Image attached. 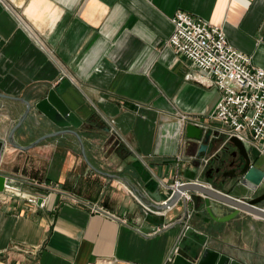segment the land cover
I'll list each match as a JSON object with an SVG mask.
<instances>
[{
	"label": "crops",
	"instance_id": "1",
	"mask_svg": "<svg viewBox=\"0 0 264 264\" xmlns=\"http://www.w3.org/2000/svg\"><path fill=\"white\" fill-rule=\"evenodd\" d=\"M179 12L219 27L264 70V0H0V95L13 98H0V264H167L187 227L210 249L264 264V220L215 223L193 201L188 217L181 203L149 208L176 181L251 197L204 168L218 147L198 156L200 143L185 138L192 123L218 131L220 148L228 141L214 119L221 93L169 42ZM52 90L82 122L93 169L70 134L14 147L61 130L35 110ZM20 100L31 110L10 138L26 113ZM224 148L228 161L236 149ZM251 158L264 170V155Z\"/></svg>",
	"mask_w": 264,
	"mask_h": 264
},
{
	"label": "water",
	"instance_id": "2",
	"mask_svg": "<svg viewBox=\"0 0 264 264\" xmlns=\"http://www.w3.org/2000/svg\"><path fill=\"white\" fill-rule=\"evenodd\" d=\"M0 98L13 99L9 96L7 97L3 95H0ZM21 102H24L27 105L26 113L23 115V118L19 121V123L13 128L10 138L13 137L15 132L23 125L28 117L29 111L31 110V105H29L27 101L23 100ZM35 110L42 113L52 124L61 130L38 138V140L33 142L32 145L21 147L14 144V147L17 150L24 152L38 147L39 144L45 140L70 134L74 136L77 142H79L82 157L84 156L87 165L93 169L92 164L86 156L84 142H82V139L77 132V130L81 128L82 122H80L75 114L70 112L69 109L65 107L63 102L57 97L54 90L49 92L45 99L37 102ZM185 138L200 143L201 146L198 150V156L207 152L209 144H211L212 147H218V150L216 149L217 154L215 153L214 156L207 161L204 167L211 171L217 168L216 173L221 172L223 166L228 164V161L223 160V152L226 149L224 146L233 145L236 151L233 154V160L228 167H234L235 169L232 175L224 174L223 178L224 180L227 178L231 181L234 180L237 183L236 186L242 185L248 190V192L251 193V197L246 200H240L235 197L225 195L220 191H216L206 184L188 182L177 185L176 187H174V185L164 187L165 191L170 192V195L166 200L162 199L158 190V192L152 195L156 204H151L149 208L156 210L157 212H166L181 203L182 211L185 213V216H187L189 201L184 197V195L189 194V197L193 201L198 212H203V210H205L210 219L215 223H229L242 214H249L264 220V209L260 207L264 204V192L261 195H258L259 191L264 188V170H260L254 166L251 158V152L244 146V144L237 137H231V139L225 142V145L223 146L224 149L220 148L219 145L224 142V139L218 131L205 129L203 127L200 128L198 125L192 123H188L186 125ZM224 180L221 181L223 184H225ZM6 182L7 178L0 174V193H4L7 190ZM222 207L229 208L232 213L217 217L215 210L218 211V209H221ZM178 225L185 226V222L180 221ZM187 240L190 242V245H187ZM173 258L174 260L172 264H242L235 259H231L225 254L207 247L206 239L202 238L201 240L200 235L191 227H187L184 239L180 242L179 251Z\"/></svg>",
	"mask_w": 264,
	"mask_h": 264
},
{
	"label": "built area",
	"instance_id": "3",
	"mask_svg": "<svg viewBox=\"0 0 264 264\" xmlns=\"http://www.w3.org/2000/svg\"><path fill=\"white\" fill-rule=\"evenodd\" d=\"M171 21L174 30L170 44L221 93L214 113L221 131L228 140L237 137L250 152L264 155V70L256 68L250 56L234 49L219 27L184 12L177 13ZM180 184L176 181L174 187ZM1 196L2 193L0 199ZM184 197L192 201L189 195ZM178 251L179 245L167 264L173 263Z\"/></svg>",
	"mask_w": 264,
	"mask_h": 264
},
{
	"label": "flooded vegetation",
	"instance_id": "4",
	"mask_svg": "<svg viewBox=\"0 0 264 264\" xmlns=\"http://www.w3.org/2000/svg\"><path fill=\"white\" fill-rule=\"evenodd\" d=\"M225 154H226V152H223V157L225 156ZM232 160H233V157L231 158V159H228V164L227 165H225L227 168H226V170H227V172H224L223 173V171L222 172H218V174H220V179H221V181L222 180H224V178H223V175L224 174H227V175H232V173H233V171H234V167H232V168H230V167H228V165L232 162ZM225 166H223V167H225ZM208 171H210V170H207V172ZM214 171V170H213ZM208 175V174H207ZM227 179H229V178H227Z\"/></svg>",
	"mask_w": 264,
	"mask_h": 264
},
{
	"label": "rangeland",
	"instance_id": "5",
	"mask_svg": "<svg viewBox=\"0 0 264 264\" xmlns=\"http://www.w3.org/2000/svg\"><path fill=\"white\" fill-rule=\"evenodd\" d=\"M207 239V238H206Z\"/></svg>",
	"mask_w": 264,
	"mask_h": 264
}]
</instances>
